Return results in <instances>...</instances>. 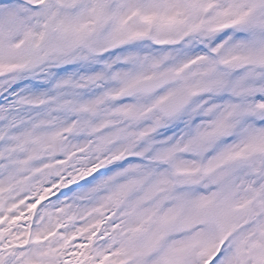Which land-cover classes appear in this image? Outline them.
<instances>
[{
  "label": "snow or ice",
  "instance_id": "1",
  "mask_svg": "<svg viewBox=\"0 0 264 264\" xmlns=\"http://www.w3.org/2000/svg\"><path fill=\"white\" fill-rule=\"evenodd\" d=\"M0 264H264V0H0Z\"/></svg>",
  "mask_w": 264,
  "mask_h": 264
}]
</instances>
